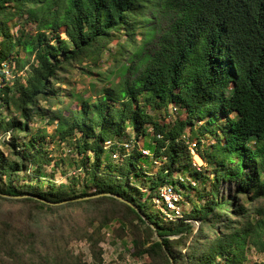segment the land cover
I'll return each mask as SVG.
<instances>
[{
	"label": "trees",
	"instance_id": "obj_1",
	"mask_svg": "<svg viewBox=\"0 0 264 264\" xmlns=\"http://www.w3.org/2000/svg\"><path fill=\"white\" fill-rule=\"evenodd\" d=\"M16 15L23 21L12 34L3 21ZM20 51L31 56L28 67L0 83V264H100L96 235L114 218L128 225L132 254L144 264H241L248 244L264 249V203L255 204L264 199V0H0L1 71L20 61ZM103 51L106 85L95 90L91 82L85 94L60 87L63 72L84 58L100 64ZM170 105L181 116L155 117ZM35 115L55 119L59 140L74 139L82 175L58 184L43 177L48 134L32 125ZM186 128L198 145L207 135L214 140L213 188L181 218L164 219L149 206L160 187L180 192L188 180L174 174L184 168L201 174ZM140 134L161 162L147 185L141 177L142 187L131 180L148 156ZM221 179L236 184L229 196L218 195ZM72 239L89 242L91 261L67 251Z\"/></svg>",
	"mask_w": 264,
	"mask_h": 264
},
{
	"label": "rangeland",
	"instance_id": "obj_2",
	"mask_svg": "<svg viewBox=\"0 0 264 264\" xmlns=\"http://www.w3.org/2000/svg\"><path fill=\"white\" fill-rule=\"evenodd\" d=\"M22 21H23V17L16 15L10 19L8 18L4 20L3 23L9 26L10 33L15 34L16 30L20 27ZM25 27L26 29L28 28L32 31L34 30L33 23H28L26 24ZM60 35L61 37H65L63 32H61ZM113 42L114 41H112L109 44L110 47L113 46L114 44ZM104 51L102 54L103 56L100 60V64L98 65L89 63L87 58H84L81 64L74 63L73 66H71L67 71L61 74L60 80L58 81L60 87L63 88L65 92L73 90L84 93V91L89 87V84L91 82L95 83V90L101 89L103 85H106L107 82L105 80H102L103 75H99V72H103V70L106 69L107 67V63L105 62ZM18 57L20 58V61L10 62L9 64L10 66L7 63H6L7 65L2 64V68H3L2 71L0 68V83H2L3 81L5 82L10 81L12 79L13 74H15V71H17V74H20L22 70L28 67L29 62L31 61V56H28L24 54V52L20 51ZM6 70L8 72H6ZM3 72L6 78L4 80H1L2 78L1 73ZM93 91L94 90H91L89 92L93 93ZM69 101L70 99L64 98V102H69ZM173 108L175 107L170 105L166 112L163 111L162 109H160L159 111H155L154 112L156 113L155 117L158 118L160 121L170 123L177 115L181 116L180 110L176 109L174 111ZM31 123L33 126L44 127L45 131L48 134L45 137H43L42 140L43 142H41V145L43 146V149L47 152V156L51 158V161L48 164L42 165L41 173L43 177L49 178L53 180L56 184H58L60 182L68 181V177L74 175V173H77L78 175H82L83 170H80V168L76 165L77 164L76 161L77 159H79L80 155H78L73 150L74 139L68 138L66 141H61L57 138V136L52 135L55 127V119L48 115L46 116L35 115ZM126 130L131 131L129 127H127ZM130 134L132 137L134 136L133 132H131ZM5 137L6 139H8L9 134H6ZM183 137H184V141L187 143L188 148L191 151V158L193 159V164L196 166V168L201 170V174H197L196 178L191 176L189 174L191 172H188L186 168L183 169L184 171H179L174 174L175 177H177L178 175L179 176L183 175V177L189 178V180L186 178L188 182L184 183L183 186L181 185L178 186L181 196L180 206L182 208V212L187 213L191 209V206L193 204H198L202 201V198H204V196H202L204 191L213 188L212 170H211V166L207 163V158L209 156V151H210L209 144L214 140L210 138L209 135H207L201 140L200 144L198 145L194 137L190 138L191 134L187 128L183 133ZM23 139L27 140L28 136H24ZM143 140H145L144 141L145 143L150 141V139L147 136L140 134V136H138L139 145H141V147L143 148H149V146L142 145ZM200 150L203 156L201 155ZM55 161H57V164H54ZM113 162H118V161H113ZM138 164L142 167L143 170H141L140 175L136 177L133 176L131 180L134 184L142 187V185L139 182L141 181V177L143 179V183L147 185L151 176H154V174L152 175V173H155L157 166L161 164L160 157H153L150 152L146 160L144 162L139 161ZM194 172L195 171H192V174H194ZM235 186L236 184L233 181H225L221 179L217 186L218 195L229 196L234 192ZM141 191H143L142 193L144 194L142 196L143 198L147 190L145 189V187H143L141 188ZM154 201L152 199L149 201L150 209L153 213L159 212L158 208L160 206H158L159 205L158 202H154ZM6 203L7 202H2L3 209H7L10 207L9 208L10 210H15L17 207L16 206L17 203H11L10 206H7ZM263 203H264V199H258L255 201L256 205H261ZM77 213L82 214L77 209L72 212V214H74V217L79 219V217L76 215ZM252 217L253 219H255L257 217V214H254ZM190 221H192L193 223V230H196L199 225V221L196 219H191ZM134 222H136V220H134ZM96 224L97 221L96 219H94L93 226H96ZM121 227H123L122 232L124 234L121 237H119L116 233V230H121ZM128 233H129L128 225L126 223L121 222L119 219H115V218L109 221L105 226L101 228L100 232L96 235L98 243L102 247V253H101L102 259L100 264L146 263L147 259L144 256L138 257L132 254L133 247L132 244L127 239V235H129ZM190 239L191 238L188 237L186 241L188 242ZM184 250L185 249L183 248L181 251L183 252ZM67 251L80 256L81 259L85 261L89 262L92 260L90 255L89 242H87L85 239L70 240L69 243L67 244ZM245 252H246L245 254L246 256L241 264H254L255 262L264 261V249L262 250L260 246L248 244Z\"/></svg>",
	"mask_w": 264,
	"mask_h": 264
},
{
	"label": "built area",
	"instance_id": "obj_3",
	"mask_svg": "<svg viewBox=\"0 0 264 264\" xmlns=\"http://www.w3.org/2000/svg\"><path fill=\"white\" fill-rule=\"evenodd\" d=\"M6 72L8 71L6 70ZM114 144L115 143L112 139H106L104 141V148L108 150L111 159L113 161H117L119 159V152L117 148L113 147ZM118 144L119 146H123L125 148L129 147V143L126 141H120ZM141 152L145 155L150 154V150L148 148L141 147ZM176 178L184 180L187 177H183V175H178ZM187 179L189 180V178ZM180 199V192L174 188L172 183H166L160 187L159 194L157 197L153 198V201L158 202V206H160L159 209L162 212L164 219H175L177 217H182Z\"/></svg>",
	"mask_w": 264,
	"mask_h": 264
},
{
	"label": "water",
	"instance_id": "obj_4",
	"mask_svg": "<svg viewBox=\"0 0 264 264\" xmlns=\"http://www.w3.org/2000/svg\"><path fill=\"white\" fill-rule=\"evenodd\" d=\"M107 194H111V195H113L114 197H116V198H118V199H120V200H123V201L129 203L132 207L136 208V206H135L134 204L130 203L129 201H127L126 199L122 198L121 196H119V195H117V194H112V193H107ZM86 197H88V196H84V198H86ZM141 216L146 220V218H145L144 215L141 214ZM146 222H147L149 225L152 226V224L149 223L147 220H146ZM154 237H155L158 241L161 240V237L156 233V231H154ZM167 255L169 256L168 253H167Z\"/></svg>",
	"mask_w": 264,
	"mask_h": 264
}]
</instances>
